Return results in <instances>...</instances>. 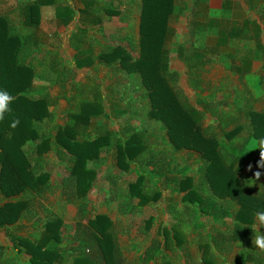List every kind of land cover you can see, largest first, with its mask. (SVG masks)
I'll return each mask as SVG.
<instances>
[{
  "label": "trees",
  "instance_id": "trees-1",
  "mask_svg": "<svg viewBox=\"0 0 264 264\" xmlns=\"http://www.w3.org/2000/svg\"><path fill=\"white\" fill-rule=\"evenodd\" d=\"M78 1L95 16V23L116 20L118 27L107 34L100 24L96 28L72 32L68 44L75 54L67 62L59 53V44L39 41V9L53 4L54 0H24L11 10L0 7V91L12 97L8 103L10 111L0 120V230L7 232L9 225L27 217L30 203L48 192L58 193L60 210L66 205L74 208L73 225L64 224L57 212L45 209L41 230L38 232V218L31 224L35 241L11 235L13 246L19 250L20 246L21 251L29 254V264H51L55 255L65 256L72 249L73 262L123 264L114 220L94 206L87 207L86 202L87 190L96 173L87 162H96L107 152L112 153L113 167L118 172L136 169L134 178L126 181L122 188L117 186L115 177L107 178L118 199L132 202L130 212L140 213L148 204L165 201L162 208L171 227L160 226L163 240H150L141 254V261L153 260L161 253V264H169L172 257L166 259L165 250L173 253L174 259L180 257L181 254L176 253L183 249V230L189 225L186 222L184 226V214L187 221L193 222L192 232L201 246L206 234L201 237L198 232V215L222 222L231 214L245 222L250 221L245 219L247 214L263 212L264 167L259 163L264 162L260 161L259 141L264 140V111H255L252 95L242 81L241 88L221 86L222 99L219 100L227 104L225 100L231 98L230 105L240 112L217 110L211 106L210 99L219 88H210L209 81L202 75V71L207 70L204 66L212 62L205 53H214L229 59V67L239 82L248 71L249 61L245 56L250 50L242 49L246 54L235 59L227 49L233 40L253 39L254 51L264 53V41L261 42V33L256 31L257 23L243 18L220 25L212 20V25L217 26L212 44L199 47L192 44L191 38L177 44V59L185 66L186 83L196 95L195 104H192L178 84L177 72L168 67L167 41L171 32L167 22L186 8L182 0H133L134 14L126 9L119 10L117 0ZM229 9L230 1L223 0L221 12L224 14ZM133 15L136 17L135 32L128 22ZM71 19L69 6L60 7L55 16L56 25H66ZM196 25L197 21L193 20L188 26L192 37ZM122 27L128 31L121 34ZM97 33L100 39L94 36ZM105 38H109L108 41ZM115 40L119 43L131 40L127 44L129 49L114 44ZM129 50H136L135 56H131ZM85 67L120 72L122 79L117 78V83L131 75L130 81L136 87L133 99L137 95L141 112L131 97L123 102L125 91L117 97V90L108 85V94H104L99 88L100 82L94 78L86 75L83 79H75L76 72ZM262 69L264 83V58ZM34 77L57 86L58 93L51 96L46 90H36L32 84ZM201 91L208 92L207 100L200 96ZM59 99L65 102L62 122L49 133L40 123L49 120L51 112L47 108ZM135 111L141 113V122L137 121L140 118ZM205 114L213 117V124H202ZM122 117L123 121L117 123ZM98 118L103 121L95 124ZM16 119L19 124L12 127ZM109 119L115 120L118 126L110 127ZM216 131L226 138L225 142H219ZM250 138L257 140L258 147L245 154L244 148ZM26 142L32 144L28 149L23 148ZM50 149L55 161L64 166V174L56 183L49 181L43 166L44 153ZM177 154H183L188 165L196 166L192 173L180 171L178 165L172 163ZM249 162L256 168L241 173ZM256 171L261 172L262 192L244 190L257 180ZM151 222V216L144 218L141 229L145 232ZM210 231V239L216 245L229 238L213 223ZM237 232L236 228L235 234ZM242 233L247 235L249 230Z\"/></svg>",
  "mask_w": 264,
  "mask_h": 264
},
{
  "label": "rangeland",
  "instance_id": "rangeland-1",
  "mask_svg": "<svg viewBox=\"0 0 264 264\" xmlns=\"http://www.w3.org/2000/svg\"><path fill=\"white\" fill-rule=\"evenodd\" d=\"M118 8L119 10L126 9L127 12L131 11V14L135 13L136 8H131L133 0H117ZM127 1H130L129 3ZM186 4V8L182 11L181 14L178 16H174L170 18L167 22V26L171 32V36L168 38L167 41V49H168V67L171 71H176L178 74V84L182 88L185 95L188 97L189 101L192 104H195L196 95L194 94L193 90L188 86L186 83V68L185 66L177 59L176 56V46L177 44L181 42H185L191 38V42L193 45H198L201 47V45L204 44H212L215 39V33L217 26L212 25L213 21H218L220 25L224 21L227 22H233V21H239L236 11H228L226 13H222L220 10L215 9L214 7H207L204 0H182ZM193 1V2H192ZM239 6L240 3H238L237 0H231V6L233 8L234 5ZM115 5V3H112ZM135 7V6H134ZM235 9V8H234ZM48 12H46L47 14ZM45 14V13H44ZM45 16V15H44ZM133 15L132 19H129L128 22L133 26V31H136V22H134ZM197 21V25L194 27V37L190 36L188 32V26L191 24V21ZM218 23V25H219ZM114 24H117L114 25ZM211 24V25H210ZM104 34H107V31L113 30L114 28L118 27V23L116 20L112 21H105L103 24ZM126 27V25H124ZM71 26L69 27V29ZM61 29V35L60 38L55 39L52 35V32L54 31V27L52 24L48 23H42L40 24V31L39 34V41H41L44 44H50L54 45L58 43L60 40L63 41V39L68 35L69 29L65 27L60 28ZM56 31V30H55ZM123 31H128L124 27L121 29V34H123ZM51 35V36H50ZM112 38H115V32L114 34H111ZM95 37L100 39L99 33L94 35ZM264 36V35H263ZM106 37H108L106 35ZM44 38V39H43ZM50 38V40H49ZM121 38V37H120ZM109 38H105L106 41H108ZM242 39L233 40V42L229 45V48L227 51H232V53L235 56V59L240 55H245L246 53H243L242 49L251 47L250 44H248L246 41H241ZM114 44H120L122 46H125L128 48L127 44L131 43V40H123L119 43L118 40L113 41ZM253 48V47H252ZM251 48V49H252ZM129 49V48H128ZM249 54H247V60L249 61L248 71L243 75L242 79L238 82V79L235 74L232 73V69L229 67V59L221 57V55L216 56V54H209L205 53L206 57H211L212 62H210L208 65H205L204 67L207 68L205 72L202 71V75L209 81L208 85L210 88L218 87V91L214 92V97H212L210 100L212 105L217 110L224 109V110H230L234 114H237L240 112L238 108H235V106L230 105L231 98H227L225 101L228 102L227 104L221 103L219 101L222 99L220 96L221 94V86H228L229 88H233L235 85L238 88H241L243 86L242 82L245 83L246 87L248 88L249 92L253 93V101L252 106L255 110H262L264 111V83L261 79V74L263 72L262 69V61H263V54L261 51L255 52L254 50H251ZM131 56H135L136 50H129ZM225 51V50H224ZM237 56V57H236ZM65 60V59H64ZM236 62V61H234ZM113 73V72H112ZM110 73L108 70H104L102 68L97 69L96 71L88 68H81L76 72L77 75H75V79H83L84 76H89L90 78H94L96 82H100V89L104 94H108V85H111L114 90H117L116 96L121 97V94L123 91H125V97L123 99V102L127 100V98L131 97V100L133 99V90L136 88L135 85L130 81L131 75H126L125 79L120 83H117V78H120L121 73ZM119 79V80H120ZM123 81L124 85H123ZM242 81V82H241ZM32 84L36 90L39 91H48V93L51 96H55L58 93V87L55 85H50V82L42 80L39 77H34ZM231 84V85H230ZM201 97H204L205 99L209 97L207 91H201L199 92ZM133 99V103L135 107L140 111V100L137 98ZM207 100V99H206ZM65 107V102L62 99H59L55 105L48 106V111L51 112V117L46 120H43L40 125L47 130L49 133H53L54 127L57 124H60L62 122V115ZM198 107V106H197ZM199 108V107H198ZM135 111L138 118V122L142 121V115L141 111ZM103 118H98L94 122L95 124L102 123ZM109 125L112 128H115L116 121L117 123H121L123 121V117L115 120L109 119ZM213 117L209 114H205L202 116V124L208 125L213 124ZM134 124H137L135 122ZM217 133V131H216ZM219 135L217 138L219 142H225L226 138L222 136V134L217 133ZM30 142H26L23 146L24 149H28L31 147ZM53 151L50 149L49 151L44 153V169L45 172L48 174V179L51 182L56 183L57 180L60 179V177L64 174V166L59 164L55 161V158H53ZM184 155L183 154H177L174 159L172 160V163H176L178 166L177 168L180 171L192 173L193 170H195V165H188V161L183 160ZM185 159V158H184ZM88 167H92L95 170V176L93 180L90 182L89 188L86 193V202L87 207L94 206L98 212L106 213L110 216L111 219L114 220V226L115 229L118 230L116 233V243L119 247L120 251H128L126 252L127 255L130 253L136 254L134 252L136 249H140V247L144 246L146 242L148 241V235H146L144 238L140 235L141 230V222L144 218H147L148 216H151L152 222L150 223L149 228H152L149 230V233H152L154 231L155 227L157 225L161 227H166L171 225L168 224L169 221H167L168 215L165 214L162 210V207L164 206V200L157 201L156 203H151L146 205L145 208H143V211L140 213H133L130 212V204L132 203L130 200L125 201L123 198H117L115 193H113V187L108 181V177H115L117 180V186L122 188L124 186L125 182L128 180H131L136 175V169L130 168L128 172H118L115 167H113V160H112V153H102L99 157V160L96 162L88 161L87 162ZM144 168V167H143ZM153 176V175H152ZM53 185V184H51ZM58 193L54 191L53 193L48 192V194H45V196L40 197L37 201L42 202V208L48 209V206L53 209L55 206V198L57 197ZM136 200V199H135ZM125 206V207H122ZM122 207V208H121ZM56 211L60 210L59 208ZM63 210H65L63 214V218H68L74 215V208L70 205H67L66 207H63ZM67 220V219H66ZM152 224V226H151ZM148 230V229H147ZM155 232V231H154ZM153 232V233H154ZM0 234H2V231L0 230ZM146 234V233H145ZM173 254V253H172ZM178 254V253H176ZM178 262L181 263V258L178 259Z\"/></svg>",
  "mask_w": 264,
  "mask_h": 264
},
{
  "label": "crops",
  "instance_id": "crops-1",
  "mask_svg": "<svg viewBox=\"0 0 264 264\" xmlns=\"http://www.w3.org/2000/svg\"><path fill=\"white\" fill-rule=\"evenodd\" d=\"M24 0H0V7L2 10H11L14 7H16L17 3L22 2ZM207 7H214L215 9H218L222 11V1L223 0H204ZM230 1V10L236 11V15L241 21L243 18H247L248 20H254L257 23L258 30H256L254 27H251L252 30L259 31L261 33V42L264 41V0H237L240 5L231 6V0ZM193 2V1H192ZM63 5H68L69 10H71L72 19L66 24V25H56L55 16L57 12L59 11L60 7ZM186 5V4H185ZM235 8V9H234ZM227 11V12H228ZM46 12H48L46 14ZM45 13V14H44ZM45 15V16H44ZM95 16L88 10H85L82 3L78 0H54L53 4L50 5H44L41 6L39 9V27L38 32L40 31V24L42 23H48L52 24L54 27V31L52 32V35L55 39H59L61 35V27L65 29L67 27L71 26L69 29L68 35L62 40H60L58 43L59 53L62 57V59L67 62L71 60L75 54V50L73 47H71L68 44V38L69 35L79 29H88L91 27H103V22L101 23H95ZM110 21V20H106ZM111 22V21H110ZM112 23V22H111ZM116 25V24H114ZM56 30V31H55ZM252 30H249L252 32ZM51 36V35H50ZM50 40V38H49ZM241 41H246L248 44H250L251 47L244 48L250 50H254L255 48V42L253 39H242ZM55 45V44H54ZM79 47H83L82 45H79ZM263 62V61H262ZM86 68V67H85ZM251 94V93H250ZM253 95V93H252ZM253 98V96H252ZM255 111H262V110H255ZM255 142V146H253ZM258 147V142L254 138H250L244 148V153L248 154L253 151H255ZM251 166V168H249ZM255 164L253 162H249L246 164L241 170V173L250 172L251 170H254ZM262 181V178H259L255 180L251 187L243 188L244 190H248L251 192L260 193L262 192V186L259 184V182ZM51 182V181H50ZM52 183V182H51ZM39 199V198H38ZM39 201V200H38ZM38 201H32L30 203L31 210L29 212V215L27 217H21L16 221L14 224H11L7 227L6 230H1L2 234H0V247L1 250V258H0V264H29V254H27L23 250L22 247L19 246L20 250L15 248L12 244L11 235L13 236H21L24 238H28L29 240L35 241V234H31V228H32V222L38 218V232L41 230V223L45 220V214L46 210L42 208V202ZM60 203L58 202L57 198H55V206L53 209H51L48 206V209L51 210V212H57L61 222L64 224L73 225L74 219L73 216L68 218H63V214L65 210H59L56 211L59 208L60 209ZM67 206V205H66ZM65 206V207H66ZM145 208V207H144ZM163 210V208H162ZM230 212H233L231 208H229ZM165 213V211H163ZM264 212V211H263ZM166 214V213H165ZM249 218L250 221L245 220V222L238 220L233 217V215L230 214L229 216H226L222 222L220 220L216 219H208L207 217L203 215H198L197 219L200 223H197L198 232H201L202 236L205 235L203 238V241H201V246H198L195 239V233L192 231L195 229L193 222L187 221V218L183 217L184 226L186 222H188V228L186 229V226L183 230V249L181 250L180 257L175 258L172 256V253L168 250H165V254L167 255L166 259H170L169 264H264V250H261L257 247H255L252 244V238L255 234L264 233V226L259 225L257 222L256 215H249L247 214L245 216V219ZM169 217H167V221ZM214 224V226L218 229H220L224 237L229 236V238H225L222 243H217L212 241L210 239L211 237V231L210 226L211 224ZM169 224V222H168ZM142 225V224H141ZM170 225V224H169ZM248 225V226H246ZM150 226V225H149ZM152 226V224H151ZM169 227V226H166ZM236 228L239 230V235L235 234ZM61 227H59V230ZM148 229V230H147ZM153 229L152 228H146L145 232L144 229L140 230V235L144 238L146 235H148V241L146 244L138 250V252H134L136 254L130 253L129 255L126 254L128 251H119L121 253V258L123 261V264H161L160 262V256L161 253L153 258V260L149 261H141L140 257L144 249L149 244L150 240L155 239L157 241L163 240V235L159 233L160 226L157 225L152 231V233H149L148 231ZM63 230V228H62ZM245 230H249V233L247 235H244L242 232ZM11 231V232H10ZM205 231V232H204ZM154 232V233H153ZM39 238H41V234H38ZM246 236V237H243ZM64 239V238H63ZM62 239V240H63ZM228 239V240H227ZM218 240V239H217ZM220 242V241H219ZM74 245V243L71 244V246ZM75 256L74 249L70 250L68 253H66L65 256H57L55 255L54 258L51 261V264H92L88 261H80V262H73V257ZM181 258V263L178 262V259ZM101 264H104L103 262Z\"/></svg>",
  "mask_w": 264,
  "mask_h": 264
},
{
  "label": "clouds",
  "instance_id": "clouds-1",
  "mask_svg": "<svg viewBox=\"0 0 264 264\" xmlns=\"http://www.w3.org/2000/svg\"><path fill=\"white\" fill-rule=\"evenodd\" d=\"M12 97L8 94L6 91H0V120L4 118V113L7 111H10L8 108V103L11 101ZM19 124V120L16 119L12 122V127H15L16 125ZM255 146V142L253 144ZM259 149H260V161L264 162V140L259 141ZM261 167H264V163H259ZM251 168V166H249ZM255 177L256 179H259L261 176V172L256 171L255 172ZM257 217V222L259 225L264 226V212H258L256 213ZM252 244L261 249L264 250V233L260 234H255L254 237L252 238Z\"/></svg>",
  "mask_w": 264,
  "mask_h": 264
}]
</instances>
